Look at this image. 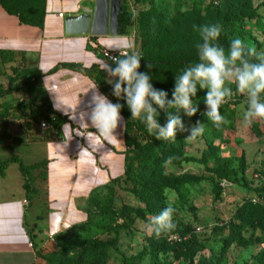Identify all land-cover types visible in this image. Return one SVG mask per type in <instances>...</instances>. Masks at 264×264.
I'll list each match as a JSON object with an SVG mask.
<instances>
[{"label": "rangeland", "instance_id": "rangeland-1", "mask_svg": "<svg viewBox=\"0 0 264 264\" xmlns=\"http://www.w3.org/2000/svg\"><path fill=\"white\" fill-rule=\"evenodd\" d=\"M195 1L198 0H120V7L124 5L133 16V29L129 35L136 44V51L143 57L153 59L161 55L173 56L195 52V43L199 40L196 29L199 26L211 24V14L220 13V9L216 12L211 11L213 8L208 0H203L201 8L193 11ZM250 6L254 17L247 18L242 30L234 33L231 39L239 37L245 44L255 47L257 52H264V0H250ZM181 13L188 14L186 20L182 24L174 25L164 40L157 43L148 40L147 35L155 29L153 27L155 19L168 22ZM3 70L0 69L2 76L5 75V81L0 80V88H2L0 92V152L5 151L1 154H6L10 148L36 140L39 135L45 137L52 134V129L42 128L43 120L36 116L35 106L31 103L26 104L32 100L37 101L35 95L38 94V89L35 85L31 87L26 84L14 85V82H18L19 79L14 78L12 69L3 68ZM169 70L145 72L152 77L150 82L153 86H157L156 82L167 79ZM7 75L8 80L13 77L11 82L7 80ZM108 79L115 81L119 78L107 77L105 81ZM107 84L114 102H124L127 105L125 99L113 95L112 85L108 82ZM229 86L235 92V85ZM92 87L87 80L77 77L66 88L72 90L69 106L72 107L71 109L80 111L74 115L73 119L83 128L91 126L88 116L84 115L81 118V113L90 112L89 101L96 90ZM207 91L208 89L205 95L192 97L199 109L195 115L188 116L182 109L170 110L181 117L187 129L186 131L178 129L176 139L169 140L178 148L181 158L187 159L182 161L180 166L170 159L159 160L164 167L162 178L165 184H182L178 188H171V186L165 188L166 200L162 202V205L160 204L162 207L159 209L161 211L168 205L175 208L173 222L176 227L173 230L159 237L148 236L145 226L149 218L153 216L152 214L145 215L144 212L142 220L132 216L121 217L119 212L125 207L142 206L130 195L126 188L128 185L125 183L111 184L110 189L95 191L83 201L84 203L79 201V204L83 203L86 206L88 200L93 203L97 197L116 211L115 219L109 223L111 231L100 234L99 229L92 227L89 237L92 243L104 241L111 246L106 264H152L149 257L143 254L146 247L152 248L157 253L155 264H257L254 256L264 247V222L252 232L245 231L239 226L240 217L250 203L264 205V120L258 119L250 126L247 125L243 119V113L247 108V96L236 93L231 98L232 102L227 101L220 107L221 115L229 123L217 128L204 115L207 108H203L202 104ZM79 93L82 95L79 96ZM261 99L264 100V94H261ZM3 104L8 105L7 111L3 108ZM157 110L163 112V109L157 108ZM127 112L131 117L129 108ZM228 115L231 118H228ZM127 120V118L124 120L125 135L129 138L131 145L147 146L146 152L156 139L155 135L148 133L144 123L143 128L140 129L135 125H127L130 122ZM130 120L137 119L130 118ZM197 121L203 124L204 133L195 140H186ZM166 123L167 121H163L161 126ZM117 131L118 127L114 130L115 137ZM66 132L68 140L51 148L52 156H57L58 159L50 165L49 186L51 207L54 210L50 217L52 232L78 221L82 215L75 209L73 198L86 195L92 187L106 180V175L93 164L91 153L87 149L76 150L77 144H74L71 139L72 134L69 135L68 130ZM87 143L92 148V153L98 152L105 155L107 152L102 141L96 136H89ZM123 150L124 145H121L119 152ZM75 151H78V157L72 160L69 155ZM40 153L41 150L38 147L34 157H38ZM241 153L245 158L246 181L240 179L238 183L228 179L218 181L213 169L224 159L233 158ZM19 158L24 163L23 159ZM24 165L28 166L26 163ZM109 165L113 168L111 162ZM136 165L133 167L137 169ZM117 166L120 167V163ZM37 184L41 190L40 183ZM42 192L44 194L43 189ZM181 197L184 199L181 200ZM39 199L38 209L43 218H47V225L36 234L38 238L35 247L38 246L44 252L52 254L49 261L43 260L39 264H76L77 260L82 264L79 254L84 247L81 241L75 239L78 229L75 225H70L69 228L58 230L62 233L59 236L54 235L55 233L51 234L48 227V214L51 209L44 195H41ZM156 205L154 203V206ZM31 209L34 210L35 207L32 206ZM159 210L153 214L158 215ZM31 216L29 211L26 216L28 222H31ZM90 221L92 225L100 228L102 221L98 209L94 211ZM234 236L239 239L249 238V240L245 245L238 243V240L229 242L228 238ZM256 238L257 241H255ZM181 243L184 245L180 246ZM187 246L196 247L198 250L183 262L180 255L182 248ZM172 260L176 261L171 263Z\"/></svg>", "mask_w": 264, "mask_h": 264}, {"label": "crops", "instance_id": "crops-1", "mask_svg": "<svg viewBox=\"0 0 264 264\" xmlns=\"http://www.w3.org/2000/svg\"><path fill=\"white\" fill-rule=\"evenodd\" d=\"M93 3L94 0H46L45 16L41 27L21 24L16 16L8 14L0 7V69L12 67L37 69L41 74L35 83L38 94L46 95L52 110L57 115L66 118L58 134L51 132L52 134L45 137L39 135L36 140L18 145L13 149L10 148L6 154H1L5 151L0 152V160L15 155L21 157L28 166L46 162L45 168H35L31 171L34 179L33 186L37 193L30 194L29 199L23 188V176L16 163H11L0 173V264H33L35 251L39 248L38 246L35 247L38 238L36 234L47 225V218L44 219L38 209L41 195H44L45 199L47 198L51 209L48 214L49 231L56 235L60 233L58 230L61 228H68L70 225L76 226L84 222L86 213L83 201L94 189L107 185L111 180L123 175L124 150L119 152V147L124 145V118L121 115L122 120L118 126L117 136L112 138L111 143L103 142L107 151L105 155L98 152L92 153L87 138L92 135L91 132L95 133L97 130L91 126L83 128L75 122L73 117L80 111L71 109L72 107L69 106L72 90H69L70 87L66 89L74 79L80 77L87 80L91 86L96 85L95 89H98L100 93L112 101L84 71L92 66L102 69V64L95 52L88 48V43L93 39L100 47L117 50L115 46L132 41L130 36L121 34H107L105 36H92L89 33L83 35L66 34L64 19L68 16L81 14L82 7L87 4L93 5ZM58 14H62V17H59ZM2 75L3 73H0V80L5 81V75ZM78 95L81 96L82 94L79 93ZM66 130H68L69 135L72 134L71 139H73L74 144H77L76 150L87 149L91 153L93 164L106 175V180L92 187L86 195L73 198L72 202L75 209L82 215L78 221L52 232L50 217L54 210L51 207L49 186L50 165L58 159L57 156H52L51 148L68 140ZM98 138L102 141V138ZM38 147L41 153L38 157H34ZM69 156L72 160L77 159L78 151ZM110 162L113 168L109 165ZM118 163H120V167L117 166ZM40 172H44V178L40 177ZM37 183H40L41 190ZM79 201L83 203L79 204ZM32 206L35 207L34 210L31 209ZM29 211L32 214L31 222L26 219ZM29 242L33 244L32 248L29 247Z\"/></svg>", "mask_w": 264, "mask_h": 264}, {"label": "trees", "instance_id": "trees-1", "mask_svg": "<svg viewBox=\"0 0 264 264\" xmlns=\"http://www.w3.org/2000/svg\"><path fill=\"white\" fill-rule=\"evenodd\" d=\"M202 1L203 0L195 1L192 10L198 11V9L201 8L203 3ZM45 3L46 0H0V7H2L8 14L16 16L21 24L41 27L43 25L45 16ZM208 3L213 8V10H211L212 12H216L217 9H220V13L211 14L210 23L219 24L221 26L222 31L219 36L218 43L227 48L232 40L231 38L233 34L240 32L244 27L245 20L247 18L251 19L254 17V14L251 10L252 8L250 6V0H208ZM186 16H188L187 13H181L176 15V17H174L172 20H168V22H162V20L155 19V23L153 24L155 29L147 35L148 40L154 43L164 40L174 25L184 23L187 18ZM117 18L121 35L130 36L129 34L133 29L134 24L131 12L128 11L124 5H122ZM91 41L95 42L93 39ZM131 43H135L133 38ZM88 48L92 49L97 57H101L98 49L92 48L89 43ZM143 49L144 48H142V50ZM197 60V51L173 56L161 55L157 59L142 56L140 59L141 66L138 71H167L170 69L168 71L167 79L163 82H156L157 86L154 87H156L158 90L166 91L168 93L167 99L171 100L173 98L172 93L174 91L176 77L181 74L184 68L196 63ZM149 64L153 65L151 69L147 67ZM108 65L113 68L116 67V65L111 62H109ZM11 69L12 73L14 74V78L19 79L18 82H14V85L26 84L27 86L31 87L35 85L36 81H38L41 75L37 69L33 68L26 69L12 67ZM84 71L97 83V85H99L101 90L111 98L113 103H115L108 88V81H105V78L109 77L107 71L99 69L96 66H92L90 69ZM12 80L13 77L9 78L8 81L11 82ZM206 90L207 89H202L199 87V85H197V93L194 98L205 95ZM1 91L2 88H0V92ZM35 96L37 97V101L32 100L26 104L31 103L33 106H35V109L37 110L36 116L41 118V120L50 123L52 132L58 134L62 124L66 121V118L57 115L52 110L46 95L37 94ZM228 101L232 102L231 99ZM116 103L123 105L120 114L124 120L127 118L130 121L127 125H135L140 129L143 128L144 122L140 119L133 121L130 120L131 117L127 112L128 108L124 102L117 101ZM234 104L235 103H233V105ZM202 106L206 109L205 98L203 100ZM3 108H5L7 111L8 105L3 104ZM170 110L171 109H169V111ZM162 111L163 112H159L160 115L157 117V121L160 125H163V121H167L166 111ZM227 117L231 118L229 115ZM143 146L141 147L139 145L136 147L133 144L131 145L129 138L125 135L124 131L123 175L119 178L111 180L107 185L94 189L88 198L93 195L95 191L102 189L104 190L106 188L110 189L111 184L125 183L128 185L126 188L128 189L130 195L139 201L142 206L139 208L125 207L124 210L119 212L121 217L132 216L133 218L135 217L139 220H142V215L144 212L145 215L146 213H150L153 216L157 215L153 214V212L155 213V211L161 209L162 202L166 200V196L164 194L165 188L168 186H171V188H178L182 186V184H165L162 178L164 167L162 163L159 162V160L170 159L174 164L180 166L181 162L187 158L182 159L179 155L178 148L175 147L169 140L154 139L151 144L152 147L149 146V148L146 149V152L145 147L147 146ZM11 163H16L18 165V168L24 179L23 188L27 194V198L29 199L30 194L37 193V190L33 186L34 179L31 175V171L35 168H45L46 162L43 161L34 166H26L19 157L12 155L4 160H0V173ZM135 164H137V169L133 167ZM245 166V158L243 153H241L240 155H236L233 158L224 159L219 166L213 169V173L218 181H224L228 179L238 183L239 179L246 181L244 176ZM136 170L137 172H135ZM40 177H45L44 172H40ZM183 199L184 197H181V200ZM154 203L157 205L154 206ZM96 209H98L100 219L102 221L100 228H97L95 225L90 223V218ZM84 210L86 213V220L76 225V228L78 229V235L75 237V239L81 241L84 247L81 251V254H79V259L83 262L82 264H106V258L110 255L109 248L111 246L104 241L92 243L90 242L89 237L91 236L90 233L93 228L99 229L100 234L111 231L112 228L109 226V223L115 219L116 211L111 209V207L104 202L102 203L97 197L94 199L93 203H90L88 200L86 206H84ZM240 221V228L244 229L245 231L252 232L257 228L258 225L264 222V205L259 203H250L249 207L242 213ZM60 234L62 233H58L56 236H59ZM153 236H155V234H153ZM235 240H238V243L245 245L249 238L239 239L235 236L228 238L229 242H233ZM255 241H257V238ZM183 245L184 244L181 243L180 246ZM183 248L181 251L182 254L180 255L181 261L183 262L187 260V257L198 250L196 247L192 246ZM143 254L149 257L152 264L156 263L157 253H155L152 248L146 247L145 250H143ZM51 257V252H44L42 248H38L35 251V260L33 264H39L43 260L44 262H47L49 259H51ZM254 259L256 260L257 264H264V247L254 256ZM174 261L176 260H172L171 263ZM76 264L81 263H79V260H77Z\"/></svg>", "mask_w": 264, "mask_h": 264}, {"label": "clouds", "instance_id": "clouds-1", "mask_svg": "<svg viewBox=\"0 0 264 264\" xmlns=\"http://www.w3.org/2000/svg\"><path fill=\"white\" fill-rule=\"evenodd\" d=\"M196 31L199 34V40L195 43L198 60L176 77L171 100L167 99L166 91L153 86L148 73L138 71L142 56L136 51L134 43L115 46L119 49V56L112 58L115 68L106 63L102 65V70L107 71L109 77L119 78L115 81L108 79L113 87V95L126 100L131 118L143 121L148 133L155 135L156 139L174 140L178 129L187 130L181 117L169 109H182L188 116L195 115L199 109L192 97L196 96L197 85L208 89L205 97L207 111L204 115L217 128L229 123L221 115L220 107L236 93L247 96V108L243 113L247 125L258 119L264 120V100L261 99V94H264V52H257L255 47L245 44L239 37L232 39L226 49L218 43L222 31L219 24L202 25ZM152 66L149 64L147 67L151 69ZM229 85H235V92ZM92 88L95 89L96 85ZM122 107V104L113 103L97 89L89 101L90 112L81 113V118L87 115L91 127L97 130L91 132L92 135L102 138V143H111V138L115 137L114 130L122 120ZM157 108L166 111L167 123L164 126L157 121L160 114ZM204 131L203 124L197 121L186 140H195ZM175 211L174 207L168 205L158 215L151 216L145 226L146 234L159 237L173 230L176 227L173 222Z\"/></svg>", "mask_w": 264, "mask_h": 264}, {"label": "water", "instance_id": "water-1", "mask_svg": "<svg viewBox=\"0 0 264 264\" xmlns=\"http://www.w3.org/2000/svg\"><path fill=\"white\" fill-rule=\"evenodd\" d=\"M120 0H94L87 4L81 14L64 19L66 34H90L92 36L120 35L118 14Z\"/></svg>", "mask_w": 264, "mask_h": 264}, {"label": "built area", "instance_id": "built-area-1", "mask_svg": "<svg viewBox=\"0 0 264 264\" xmlns=\"http://www.w3.org/2000/svg\"><path fill=\"white\" fill-rule=\"evenodd\" d=\"M58 16L62 17V14H58ZM89 45L92 48L98 49V52L101 56L100 58L98 57V59L102 65L103 63H106V64H108L109 62L114 63L112 58L119 56V49L117 50L106 49V48L100 47L96 42H92V41H89ZM102 65H101V68H102ZM41 127L46 128V129L52 128L51 124L45 121L41 122ZM28 245L31 248L33 247V244L31 242H29Z\"/></svg>", "mask_w": 264, "mask_h": 264}]
</instances>
